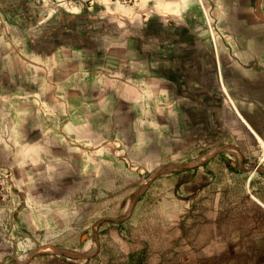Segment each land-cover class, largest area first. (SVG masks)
Listing matches in <instances>:
<instances>
[{
	"label": "crops",
	"instance_id": "crops-1",
	"mask_svg": "<svg viewBox=\"0 0 264 264\" xmlns=\"http://www.w3.org/2000/svg\"><path fill=\"white\" fill-rule=\"evenodd\" d=\"M204 1L215 57L193 54L198 30L182 45L146 23L125 36L69 14L35 27L33 0H0V170L36 154L51 173L73 161L124 198L149 170L192 162L157 178L155 216L182 238L187 213L202 254L242 257L222 264H264V0Z\"/></svg>",
	"mask_w": 264,
	"mask_h": 264
},
{
	"label": "rangeland",
	"instance_id": "rangeland-1",
	"mask_svg": "<svg viewBox=\"0 0 264 264\" xmlns=\"http://www.w3.org/2000/svg\"><path fill=\"white\" fill-rule=\"evenodd\" d=\"M33 1L38 14L35 27L51 18V23L58 24L69 14L75 25L81 23L96 33L105 30L104 36L140 35L144 30L162 36L160 33L166 31L181 34L182 45L188 44L189 29L198 30L202 44L192 49L193 54L215 57L218 53L212 44L217 31L205 16L204 0ZM196 7L199 14L191 12ZM142 23L146 25L141 31ZM207 67L218 73L214 60ZM74 164L72 161L64 166L68 170L58 168L53 174L48 161L36 154L25 164L22 160L14 171L0 170V264H222L227 258L242 259L202 254L203 250L187 239V213L178 221L182 238L174 237V225L161 224L154 205L161 197L157 178L165 170L143 187L129 214L138 185L155 168L122 198L118 188L110 191L102 183L94 186L83 182ZM254 177L250 174L248 183ZM56 248L84 256H69Z\"/></svg>",
	"mask_w": 264,
	"mask_h": 264
},
{
	"label": "water",
	"instance_id": "water-1",
	"mask_svg": "<svg viewBox=\"0 0 264 264\" xmlns=\"http://www.w3.org/2000/svg\"><path fill=\"white\" fill-rule=\"evenodd\" d=\"M193 163L192 162H189V163H165V164H162L158 167H156L152 173H150L147 178L142 181L135 193H134V196H133V199H132V202H131V205H130V210H129V214L131 213L132 211V208L134 207V204L136 202V199L140 193V191L143 189V187L148 184L154 177H156L159 173H161L162 171L166 170L167 168L169 167H173V166H182V167H188L190 165H192ZM103 218H110V219H114V220H120L121 218H117V217H111V216H104ZM57 249V248H56ZM58 251L62 252V253H65V254H68L69 256H84V254H79V253H75V252H72V251H65V250H59L57 249ZM36 250H33L29 256H31ZM29 258V257H28Z\"/></svg>",
	"mask_w": 264,
	"mask_h": 264
},
{
	"label": "built area",
	"instance_id": "built-area-1",
	"mask_svg": "<svg viewBox=\"0 0 264 264\" xmlns=\"http://www.w3.org/2000/svg\"><path fill=\"white\" fill-rule=\"evenodd\" d=\"M123 1H134V0H123ZM206 22H208V21L206 20Z\"/></svg>",
	"mask_w": 264,
	"mask_h": 264
}]
</instances>
